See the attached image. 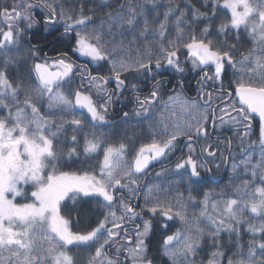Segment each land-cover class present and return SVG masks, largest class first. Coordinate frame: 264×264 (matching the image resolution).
I'll return each instance as SVG.
<instances>
[{
	"label": "snow or ice",
	"instance_id": "snow-or-ice-1",
	"mask_svg": "<svg viewBox=\"0 0 264 264\" xmlns=\"http://www.w3.org/2000/svg\"><path fill=\"white\" fill-rule=\"evenodd\" d=\"M0 264H264V0H0Z\"/></svg>",
	"mask_w": 264,
	"mask_h": 264
},
{
	"label": "flooded vegetation",
	"instance_id": "flooded-vegetation-1",
	"mask_svg": "<svg viewBox=\"0 0 264 264\" xmlns=\"http://www.w3.org/2000/svg\"><path fill=\"white\" fill-rule=\"evenodd\" d=\"M39 37H40V36H39ZM37 40H38V38H37ZM73 59H77V58L73 55ZM77 62L80 63V62H83V60L80 58L79 60H77ZM165 75H167V74H165ZM194 77H195V74H192L190 80L188 81V83H190V85L192 86L193 89H194V87H195V83H196ZM189 95H190V96H191V95H194V91H189ZM119 107H120V106L117 105V108H119ZM155 170H159V166H157V168H156Z\"/></svg>",
	"mask_w": 264,
	"mask_h": 264
},
{
	"label": "trees",
	"instance_id": "trees-1",
	"mask_svg": "<svg viewBox=\"0 0 264 264\" xmlns=\"http://www.w3.org/2000/svg\"><path fill=\"white\" fill-rule=\"evenodd\" d=\"M37 38H38V40L39 39H41V37H39V36H37ZM47 39H49V40H51V38L49 37V38H47ZM75 56V55H74ZM76 57V56H75ZM181 59H183V58H181ZM74 170V169H73Z\"/></svg>",
	"mask_w": 264,
	"mask_h": 264
},
{
	"label": "rangeland",
	"instance_id": "rangeland-1",
	"mask_svg": "<svg viewBox=\"0 0 264 264\" xmlns=\"http://www.w3.org/2000/svg\"><path fill=\"white\" fill-rule=\"evenodd\" d=\"M75 251V250H74Z\"/></svg>",
	"mask_w": 264,
	"mask_h": 264
}]
</instances>
